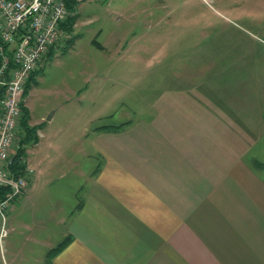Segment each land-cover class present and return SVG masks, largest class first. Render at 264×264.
<instances>
[{"label": "crops", "instance_id": "crops-1", "mask_svg": "<svg viewBox=\"0 0 264 264\" xmlns=\"http://www.w3.org/2000/svg\"><path fill=\"white\" fill-rule=\"evenodd\" d=\"M194 85L190 88L207 89ZM241 87L227 84L232 96H224L223 89L194 100L182 86L175 95L141 102L156 113L109 123L121 124L114 130L95 126L97 165L91 171L80 168L85 182L71 187L73 200L83 191L81 206L65 207L63 195L61 205L45 198L51 201L45 217L55 216L57 226H45L39 259L45 264H264V151H255L256 118L244 108L249 101L233 96ZM259 124L262 138L264 110ZM39 136L45 134L40 130ZM46 156H39L36 167L26 161L33 169L23 194L27 200L38 196V181L49 170ZM16 203L11 212L21 206ZM23 224L34 232L33 224ZM65 238L66 245L48 261V251Z\"/></svg>", "mask_w": 264, "mask_h": 264}, {"label": "rangeland", "instance_id": "rangeland-1", "mask_svg": "<svg viewBox=\"0 0 264 264\" xmlns=\"http://www.w3.org/2000/svg\"><path fill=\"white\" fill-rule=\"evenodd\" d=\"M75 4L69 17L75 16L64 27L67 33L49 51L26 96L29 124L41 140L27 145L26 160L36 167L39 156L47 155L49 170L38 181L37 198L21 195L15 201L21 206L8 213L0 264H45L39 259L45 226H57L55 216L45 217V206L51 201L61 205V195L65 207L80 201L83 191L73 200L71 187L85 182L80 168L91 171L97 165L95 126L156 113L149 106L144 109L143 100L175 95L182 86L188 87L184 91L189 99L212 98L223 89L224 96H232L227 84L241 83L233 96L249 101L244 108L256 118L255 151H264V137H258L263 129L259 113L264 110V0ZM192 84L207 89L190 88ZM245 127L241 122L248 136ZM40 130L45 137L40 138ZM24 221L34 225V232Z\"/></svg>", "mask_w": 264, "mask_h": 264}, {"label": "built area", "instance_id": "built-area-1", "mask_svg": "<svg viewBox=\"0 0 264 264\" xmlns=\"http://www.w3.org/2000/svg\"><path fill=\"white\" fill-rule=\"evenodd\" d=\"M69 15L65 0H0V241L9 233L8 213L33 172L28 165L13 169L14 155L22 147L25 87L63 40Z\"/></svg>", "mask_w": 264, "mask_h": 264}, {"label": "trees", "instance_id": "trees-1", "mask_svg": "<svg viewBox=\"0 0 264 264\" xmlns=\"http://www.w3.org/2000/svg\"><path fill=\"white\" fill-rule=\"evenodd\" d=\"M66 5L68 7L69 10H71L72 8L75 9L77 7V4H75L76 0H65ZM70 16L66 22H64L63 26L68 28V25L70 23V21L72 20V18L74 17ZM68 30V29H67ZM40 68L37 71H35L31 76L30 79L28 80L26 87H25V92L24 95L27 96V94L30 91L32 82L35 79V76L38 72L41 71ZM23 111H24V116L21 120L22 123V129H23V138H22V147L20 149H18L14 155V163H13V169L16 171L17 169L21 168L22 170H24L26 168V163L23 161V158L26 157V149H27V145L28 144H33V143H37L38 138L37 136H35V127L32 126L31 124H29V110L27 108L26 105H23ZM121 126V124H117V125H101L98 126L99 128H106V129H118ZM18 171V170H17ZM4 189L0 187V196L3 194ZM78 206H81V202H79ZM68 238H65L63 241H61L60 243H58L55 247L51 248L48 251V256L49 258L53 257L54 254H56L58 251H60L67 243Z\"/></svg>", "mask_w": 264, "mask_h": 264}]
</instances>
